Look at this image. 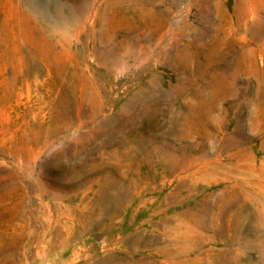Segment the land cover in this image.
<instances>
[{
    "label": "rangeland",
    "instance_id": "obj_1",
    "mask_svg": "<svg viewBox=\"0 0 264 264\" xmlns=\"http://www.w3.org/2000/svg\"><path fill=\"white\" fill-rule=\"evenodd\" d=\"M0 264H264V0H0Z\"/></svg>",
    "mask_w": 264,
    "mask_h": 264
}]
</instances>
